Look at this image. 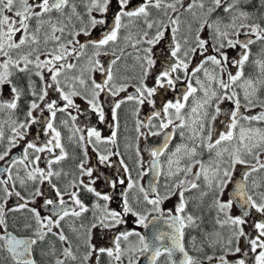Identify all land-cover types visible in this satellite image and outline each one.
<instances>
[{
    "label": "snow or ice",
    "instance_id": "snow-or-ice-1",
    "mask_svg": "<svg viewBox=\"0 0 264 264\" xmlns=\"http://www.w3.org/2000/svg\"><path fill=\"white\" fill-rule=\"evenodd\" d=\"M0 264H264V0H0Z\"/></svg>",
    "mask_w": 264,
    "mask_h": 264
}]
</instances>
